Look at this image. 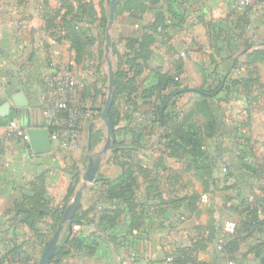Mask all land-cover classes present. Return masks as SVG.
I'll list each match as a JSON object with an SVG mask.
<instances>
[{"label": "crops", "instance_id": "0c3cea01", "mask_svg": "<svg viewBox=\"0 0 264 264\" xmlns=\"http://www.w3.org/2000/svg\"><path fill=\"white\" fill-rule=\"evenodd\" d=\"M108 1L0 0V232L19 224L15 202L44 175L45 198L51 196L62 214L85 186L72 231L61 219L57 225V246L73 232L85 242L58 263L119 264L134 255L148 264H264V0L247 8L234 0H118L107 54ZM133 38L148 41L145 57L136 59L143 67L137 90L162 75L184 86L166 128L196 124L204 157L174 156L163 147L158 152L164 130L153 121L158 96L142 100L134 93L115 101L114 137L124 150L111 146L101 153L106 58L114 73L119 67L130 76L126 61L134 52L127 41ZM51 59L75 83V91L63 95L77 116L79 147L60 151L53 145L35 154L6 124L16 118L27 129L29 112L32 125L51 130L46 111L58 95ZM217 82L223 89L206 99L207 108L196 107L198 89ZM17 96L28 107L16 106ZM5 103L11 110L2 114ZM67 128L66 114L59 113L58 130ZM90 156L100 160L94 181L85 183ZM124 161L136 177L132 198L109 199L108 183ZM226 221L235 223L233 233L224 231Z\"/></svg>", "mask_w": 264, "mask_h": 264}, {"label": "trees", "instance_id": "16d2710c", "mask_svg": "<svg viewBox=\"0 0 264 264\" xmlns=\"http://www.w3.org/2000/svg\"><path fill=\"white\" fill-rule=\"evenodd\" d=\"M146 40H138V38H133L127 41V48L134 52L133 57L127 58L126 63L133 68V72L130 76H125V71L119 69L115 70V93L112 106L109 111V121L113 127L114 136L117 131V124L119 120V112L116 110L115 101L118 97L123 94L125 98H128L131 94H136L140 99L145 100L151 98L152 96H158L159 103L154 106V119L153 121L160 124V111L166 102L163 111L164 120V130L160 138L158 152L160 149L167 148L170 149V154L174 156L189 157L197 156L198 158L204 157V149L202 148V137L200 134V128L193 122H182L171 127L170 130L166 128L167 120H170L174 115V107L178 98L185 93V87L182 86L178 81H173V78L162 75L159 76L155 83H151L142 91H138L135 85L136 77L142 72V65L136 62L138 56L143 55L147 52ZM223 89L220 82H217L212 87L208 86L206 88H199L198 93L201 97L196 107L199 109L207 108L208 97H213L218 94ZM168 91L165 95L163 92ZM129 100V99H128ZM152 121V122H153ZM78 122V120H77ZM99 133H97L98 135ZM173 136V137H172ZM96 139V136H95ZM115 152L118 150H124L123 142L113 139L112 143ZM134 147H140L139 144H135ZM129 161H124L121 163L122 172L118 178L108 183L106 189V194L109 199H118L119 197H124V199H131L133 194V186L136 184V177L129 165ZM224 176H227L225 173ZM43 178L44 175L38 176L35 180L29 183L30 187L26 193H21L20 202H15V207L13 214L19 223L24 224L30 230H35L38 222H43L49 225V227H54L53 231L56 230L58 222L61 219V211H49L46 207V201L43 199L44 188H43ZM50 219V220H49ZM103 219V217L101 218ZM78 220L75 214L71 219V223L74 224ZM85 242V237L81 234L71 233L65 242L60 243L51 260L48 264H56L59 260L70 253L73 250L79 249ZM260 245L264 247V236L260 240ZM222 248V246H221Z\"/></svg>", "mask_w": 264, "mask_h": 264}, {"label": "water", "instance_id": "95a60500", "mask_svg": "<svg viewBox=\"0 0 264 264\" xmlns=\"http://www.w3.org/2000/svg\"><path fill=\"white\" fill-rule=\"evenodd\" d=\"M118 0H109V11H108V19H107V25L108 30L105 34V51L107 54L110 52L111 47V36L109 32V28L111 27L114 16H115V7ZM107 66H108V86H107V94L103 106V110L101 113V119L106 127V140L105 143L101 149V153H105L108 149L112 146V140L114 137V131L113 127L111 125V122L109 121L108 115L110 108L113 103L114 99V86H115V73L112 65V60L110 57L106 58ZM188 90H194V89H188ZM16 106L20 107H28V102L26 101L25 97L23 96H17L15 97V103ZM166 105V102L164 103L161 111H160V125L161 127H164V120H163V111L164 107ZM10 106L5 103L2 105V114H5L7 111H10ZM6 111V112H5ZM25 125L27 127V133L29 137V145L32 149V151L35 154H42V153H48L52 149V143L50 140L49 131L44 127H38L32 125L30 121V115L29 112H27V115L25 117ZM98 157L90 156L88 159V164L86 167V170L83 174V180L85 183H92L94 181V173L97 168V164L99 162ZM85 189V186L80 187L74 194L71 202L66 206L65 210L63 211L61 222L67 223L68 225V231L71 232L73 227L71 223V219L78 209L80 205V200L83 195V191ZM60 237V227H58L55 232L53 233V236L49 240V242L46 244L45 248L41 252L37 264H48L51 260L58 244V240Z\"/></svg>", "mask_w": 264, "mask_h": 264}, {"label": "built area", "instance_id": "2783aa9c", "mask_svg": "<svg viewBox=\"0 0 264 264\" xmlns=\"http://www.w3.org/2000/svg\"><path fill=\"white\" fill-rule=\"evenodd\" d=\"M256 1L257 0H234V3L238 7L247 8L255 4ZM48 68L51 71L50 74L53 75L56 90L58 91V95L53 99L52 103L49 105L46 111L48 124L49 126H51V130H49V135L52 146L55 145L57 147V150L60 151L76 149L79 147V140H80L79 123L77 122V116L75 112L72 110L70 103L63 95V93H73L75 91V83L69 71L65 67H59L53 59L48 61ZM59 113H64L67 116L68 128H67V132L64 134H61L60 131L58 130ZM8 129L13 134L19 136L23 141L26 142L29 141L27 130L20 125L19 121L16 118H11L8 120ZM221 175L224 176L225 172H222ZM200 200L203 202H207L208 196L206 194H202L200 196ZM223 229L225 232L233 233L235 231V223L232 221H226L224 223ZM263 257H264V253H263ZM119 264H148V263H141L137 260V258L134 255H127V256H123L120 259ZM228 264H239V263L230 260Z\"/></svg>", "mask_w": 264, "mask_h": 264}, {"label": "rangeland", "instance_id": "374dc122", "mask_svg": "<svg viewBox=\"0 0 264 264\" xmlns=\"http://www.w3.org/2000/svg\"><path fill=\"white\" fill-rule=\"evenodd\" d=\"M6 127L8 130L7 124ZM45 195L43 199L47 209H50L51 213L58 211L59 208H54V199L51 196L45 198ZM19 224L16 221L15 227H6V230L0 232V264H37L41 252L55 232L54 227H49L43 222H38L35 230Z\"/></svg>", "mask_w": 264, "mask_h": 264}]
</instances>
